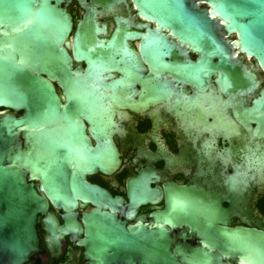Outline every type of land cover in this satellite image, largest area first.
<instances>
[{"label": "flooded vegetation", "instance_id": "1", "mask_svg": "<svg viewBox=\"0 0 264 264\" xmlns=\"http://www.w3.org/2000/svg\"><path fill=\"white\" fill-rule=\"evenodd\" d=\"M63 6L83 86L53 83L80 112L70 129L92 147L70 163L69 177L82 175L104 194L61 206L39 175L30 177L49 205L37 221L41 246L23 264H88L83 240L94 210L101 236L119 241L109 252L130 255V264H253L249 245L264 246L260 60L218 24L224 53L190 41L140 0ZM24 112L0 104V115Z\"/></svg>", "mask_w": 264, "mask_h": 264}, {"label": "water", "instance_id": "2", "mask_svg": "<svg viewBox=\"0 0 264 264\" xmlns=\"http://www.w3.org/2000/svg\"><path fill=\"white\" fill-rule=\"evenodd\" d=\"M64 1L0 0V104L25 109L19 116L0 115V264H23L41 246L37 221L49 201L30 177L39 175L47 196L61 206L104 194L82 175L69 177L70 163L91 155L92 147L70 129L80 112L61 102L53 83L58 80L65 89L83 86L67 49L73 21ZM140 1L156 17L175 24L186 39L220 53L223 38L214 25L236 32V42L264 68V0ZM197 1L208 2L211 12L200 9ZM101 214H89L88 238L83 240L88 264L121 259L130 264V255L109 252L119 241L101 236ZM73 225L79 226L75 221ZM249 249L253 264H264V246L251 243Z\"/></svg>", "mask_w": 264, "mask_h": 264}]
</instances>
